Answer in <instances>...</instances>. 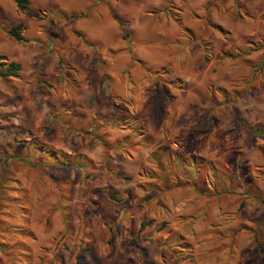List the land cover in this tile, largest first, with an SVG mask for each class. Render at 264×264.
Instances as JSON below:
<instances>
[{
    "label": "rangeland",
    "instance_id": "rangeland-1",
    "mask_svg": "<svg viewBox=\"0 0 264 264\" xmlns=\"http://www.w3.org/2000/svg\"><path fill=\"white\" fill-rule=\"evenodd\" d=\"M243 1L174 6L142 33L140 0H0V55L21 68L0 76V264H128L141 220L143 264H264V16ZM106 93L145 145L85 126Z\"/></svg>",
    "mask_w": 264,
    "mask_h": 264
},
{
    "label": "trees",
    "instance_id": "trees-1",
    "mask_svg": "<svg viewBox=\"0 0 264 264\" xmlns=\"http://www.w3.org/2000/svg\"><path fill=\"white\" fill-rule=\"evenodd\" d=\"M17 9L20 11H24L27 9V6L29 4V0H13ZM237 2V5L239 7H243L244 5L241 3L240 0H235ZM209 3L211 4V0H209ZM174 8L173 5V1L172 0H166V4L165 7L163 9V12H171L172 13V9ZM157 13V12H154ZM240 13V12H239ZM177 19V18H174ZM115 20L118 21L119 25H122V22L120 19H118L117 17H115ZM21 28H22V24L18 23L16 25H12L7 29V33L9 36H11L15 41L17 42H25L26 41V37L24 36V34L21 32ZM145 68L147 69V71H151V72H156L153 71V69L150 66L145 65ZM20 65L18 63H15L13 61H4V56L0 55V76L1 77H9V76H14L16 74L19 73L20 71ZM101 120L102 123H109L110 126L115 127V128H121V129H126L128 131L131 132V136L128 138H125L123 140V142H128V144H123L122 142H119L120 144H115V145H110L109 142H107V140L105 139V135H103L104 138H101L100 140L102 141V145L105 147V149H113V150H124L125 147H128L130 145V143L133 141L130 138L132 137L133 139H135L136 144L137 145H145L148 142V138L149 135L147 134H143L142 129L140 127H136V125H130V123H128L129 118L125 117L123 115H118L116 113H111L107 119H103V118H99ZM235 120L241 124H243L242 119L238 118L237 116H235ZM254 132L259 133L261 135L264 134V130L262 128L259 127H254L253 129ZM148 136V137H147ZM55 152V151H54ZM59 153H61L59 151ZM58 154V153H57ZM56 156V155H55ZM82 159V158H81ZM192 162L190 165H187V170L189 172V174H192V172H194V174L189 175V176H193L196 178V175L198 174V168H195V170H193L194 165L196 164V159L192 158ZM89 163H91V161H89ZM4 165V164H3ZM165 167H162L161 165H158L157 169L159 171H163ZM109 170V169H108ZM113 174H116V171L113 172ZM161 180H164V178H162L161 174L159 173L158 175ZM119 178H121V176H118ZM178 184V183H177ZM196 186V185H195ZM199 189V188H197ZM101 193H104L107 198L113 202H120L121 200L112 192L107 191V190H102ZM124 211V216L126 215V213L128 214V210L127 208L123 209ZM153 220H141L139 222L138 225V231L136 233L135 236H130L127 235V237L130 240V245L132 247H137V251H136V256H137V261H131L128 264H143V250L141 249V247L139 246L138 243V238L142 239L143 241H148V242H153L152 237L150 236H142V233L148 228V227H152L153 226ZM166 227V222L163 221L159 226L155 227V231L159 232L161 230H163ZM177 246V245H176ZM182 251V250H181ZM75 264H83L80 260L79 254L75 255Z\"/></svg>",
    "mask_w": 264,
    "mask_h": 264
},
{
    "label": "crops",
    "instance_id": "crops-1",
    "mask_svg": "<svg viewBox=\"0 0 264 264\" xmlns=\"http://www.w3.org/2000/svg\"><path fill=\"white\" fill-rule=\"evenodd\" d=\"M173 1V5L175 7H179V6H189L190 9H194L196 10L195 12H193V16L196 14V15H199V16H203L205 13H213V8H210V3H209V0H172ZM240 1H243V0H240ZM247 1H250V2H253V3H257V5L259 7L262 8V10L264 11V0H247ZM197 5H194L196 4ZM245 9L248 11V7H247V4L243 1L241 2ZM165 4H166V0H140V6H139V11L138 13L142 16V17H145V21L143 22V24L141 25H137L135 28L136 30L138 31H141L142 33H147V31L150 29V24L151 22L153 21L154 18H156L155 20L159 19L157 17V14H155L154 12H160V14L162 15L163 14V9L165 7ZM201 7L202 9L200 10L199 8L197 7ZM247 7V8H246ZM218 9V8H217ZM262 10L260 11V13L258 12L259 15H256L257 17H263L264 16V13H262ZM201 11H205L204 14L202 15V12ZM115 12V11H114ZM220 13V11H218ZM249 12V11H248ZM223 13H227L226 11H223L221 12V14ZM115 14L117 15V17H119L118 19L122 20L120 16H118V14L115 12ZM195 15V16H196ZM214 16V13L212 14ZM261 15V16H260ZM249 17H252V15L249 13ZM240 18V17H239ZM115 20V19H114ZM241 20V19H240ZM124 22H126L127 24V21H125V19L123 20ZM252 21V19H251ZM157 23L159 21H156ZM243 23H245L243 21ZM112 25L114 27H121L118 23L117 20H115V23H112ZM214 26H222L221 24L219 23H213ZM259 25L261 26H264V23L260 24ZM111 26V25H110ZM192 26V25H190ZM131 32V30H129ZM134 31V30H133ZM246 36H255V32L254 30H248V31H244ZM264 33V31H263ZM118 34L117 30H114V33L113 35L116 36ZM216 47V46H215ZM118 48V47H117ZM120 50V49H118ZM122 51V50H121ZM116 55H118V53H113L111 54V56H114L113 58L114 59H111V62H112V65L116 62ZM81 64H83V62H81ZM147 64H149L147 62ZM149 66L153 69V68H161L163 66L160 65V66H157L155 67L154 65H150ZM110 72V71H109ZM99 88V91H100V87ZM89 91L90 90V86H89ZM99 91L97 90V95L95 96V99L98 100V98H101V96L99 95ZM106 92V91H105ZM107 95V102H108V106L105 104V107L102 109H100L98 107V102L96 105H94V107L92 108V111H94V113H90L89 112H86L87 114H89V121L85 122V126L87 127L89 125V130L91 129L90 127L93 125V126H98L99 125H96L97 122L95 120H97V118H103V119H107L108 116L113 113V107L115 105V103L113 102V97H112V100H109V95L106 93ZM96 102V101H95ZM99 108V109H98ZM72 112V110L70 111V113ZM82 112V111H81ZM94 122V123H93ZM110 126L109 127H106V128H103V129H99V130H103V134H105V139L107 140V142H109L111 145H115V144H120L119 142H123V140L125 138H128L131 136V132L126 130V129H121V128H117V129H120L122 131H126L127 133H123V132H119V134L117 136H115V139H113L112 135H110L111 133H107L108 130H110Z\"/></svg>",
    "mask_w": 264,
    "mask_h": 264
}]
</instances>
